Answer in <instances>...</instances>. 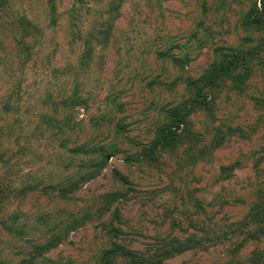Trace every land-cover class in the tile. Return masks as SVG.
<instances>
[{
    "label": "rangeland",
    "instance_id": "1",
    "mask_svg": "<svg viewBox=\"0 0 264 264\" xmlns=\"http://www.w3.org/2000/svg\"><path fill=\"white\" fill-rule=\"evenodd\" d=\"M7 1L0 0V188L10 196L0 209V264H100L114 243L147 253L157 241L191 234L213 241L163 264H249L264 250V241L229 236L264 191V30L246 25L256 0H122L117 15L108 14L114 0H58L55 25L46 0ZM24 17L38 29L30 38L18 26ZM105 28L107 46H95L82 67L85 39ZM251 48L262 53L246 90L227 83L208 108L188 116L196 140L183 134L177 152L141 163L216 51ZM75 92L86 107L64 106ZM7 103L16 111L6 113ZM53 118L64 122L63 133L50 127ZM81 146L103 149L108 161L65 199L61 188L96 159L69 151ZM114 192L122 197L109 212L34 257L33 246L59 233L56 226ZM112 226L122 232L116 239Z\"/></svg>",
    "mask_w": 264,
    "mask_h": 264
},
{
    "label": "trees",
    "instance_id": "2",
    "mask_svg": "<svg viewBox=\"0 0 264 264\" xmlns=\"http://www.w3.org/2000/svg\"><path fill=\"white\" fill-rule=\"evenodd\" d=\"M3 6L8 4L7 0H1ZM118 1V3L116 2ZM122 0H114L109 6L110 15H117L119 13L120 4ZM58 0H46V4L49 8V15L52 23L55 25L58 17ZM246 25L248 27H255L257 29L264 30V0H256L252 9L249 11L246 17ZM21 31L26 37H32L33 32L38 31L35 25H33L27 18L19 19ZM110 28L99 30L97 35L91 34L85 39L84 52L80 59L82 67L86 68L91 62L92 55L94 53L95 46L102 45L104 48L107 46L110 39ZM103 39H102V38ZM21 45H24V41H20ZM264 50V49H263ZM258 53L262 51L250 50H236V49H220L216 51L217 58L208 68L202 78L198 80H192L190 90L193 92V96L185 103L182 109H175L170 112V118L173 120L171 124L165 125L160 129H157L156 138L148 146L144 147L139 157L144 161H156V156L162 152L175 153L178 148L184 143L183 134H186L190 140H196L190 132L191 124L187 123L188 116L197 110L206 109L209 107L210 102L214 94L221 90L227 83H230L239 93H243L246 90L247 83L252 76V61L258 56ZM65 107H71L77 109L78 107H86L87 100L81 98L78 92H75L70 101L65 100ZM14 105L7 103L6 113L16 111ZM120 107V106H119ZM123 107L120 108L122 110ZM51 119V118H49ZM105 121L104 118H102ZM47 120V116L43 118V123ZM54 120V118L52 119ZM55 121V120H54ZM66 124L71 119L66 117ZM64 122L53 123L50 127H53L58 133H63ZM190 126L186 129L187 126ZM47 127V126H46ZM127 127L124 123L117 124V130H124ZM185 131V132H184ZM189 131V132H188ZM86 147V146H85ZM73 155L90 156L96 159L91 160L88 164L83 166V170L76 180H72L68 186L61 188L60 192L63 198H70V195L77 191L79 187L90 180H92L96 174H98L107 164L108 157L103 155V149H88L84 146L77 148H70L69 150ZM204 150L201 151L203 153ZM98 156H102L97 160ZM125 184V182L123 183ZM4 189V188H3ZM2 188H0V209L9 200V194H6ZM29 190H35V187H28ZM37 189V188H36ZM46 189H43V191ZM8 192V190H7ZM10 192V191H9ZM8 192V193H9ZM262 195H259L258 200L251 207L248 218L237 225V228H229L230 235H242L246 242H262L264 241V191ZM122 194L118 192L104 194L100 197V204L87 208L84 211V215L81 218H73L70 224H61L56 226L61 231L54 236L45 245L33 246L34 257H40L44 253L51 251L58 247L67 238L68 234L76 229H79L82 225L94 218H100L112 209L115 203L121 199ZM120 223L121 216L120 210L115 208L113 214V223ZM63 229H62V228ZM254 228V229H252ZM9 233H14V228L6 226ZM114 239L122 235L121 229L118 226H112L108 231ZM16 233V232H15ZM19 232H17L18 234ZM227 236V238L229 237ZM206 241L209 238L202 237L195 234H191L186 239L170 238L157 241L147 253H140L132 251L121 244L114 243L112 248L105 251L100 259V264H116L118 260L124 261L126 264H163L166 259L172 258L177 254H180L188 249H195L198 247H205ZM244 247V245L242 246ZM224 264H245L241 261H233L232 263ZM249 264H264V250L259 251L256 257L249 262Z\"/></svg>",
    "mask_w": 264,
    "mask_h": 264
}]
</instances>
